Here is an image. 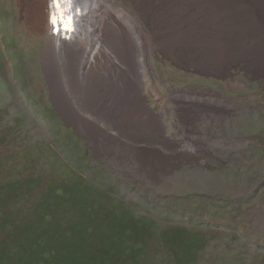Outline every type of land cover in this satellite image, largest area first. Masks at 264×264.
<instances>
[{"label": "rangeland", "instance_id": "1", "mask_svg": "<svg viewBox=\"0 0 264 264\" xmlns=\"http://www.w3.org/2000/svg\"><path fill=\"white\" fill-rule=\"evenodd\" d=\"M118 1L135 20L116 74L50 53L49 27L0 0V182L81 179L200 232L192 264H264V0ZM150 238L143 264H164Z\"/></svg>", "mask_w": 264, "mask_h": 264}, {"label": "trees", "instance_id": "2", "mask_svg": "<svg viewBox=\"0 0 264 264\" xmlns=\"http://www.w3.org/2000/svg\"><path fill=\"white\" fill-rule=\"evenodd\" d=\"M9 140L0 136V144ZM3 159L0 170L9 168ZM47 181L28 175L0 182V264H143L148 240L157 234L164 264H192L194 250L205 245L194 229H161L114 209L87 181Z\"/></svg>", "mask_w": 264, "mask_h": 264}, {"label": "bare ground", "instance_id": "3", "mask_svg": "<svg viewBox=\"0 0 264 264\" xmlns=\"http://www.w3.org/2000/svg\"><path fill=\"white\" fill-rule=\"evenodd\" d=\"M73 1L74 5L70 6L68 0H21V9L26 23L34 32L41 34L45 27H49L47 50L50 53L83 49L79 70L95 63L101 67L104 65L108 71L113 66L119 74L122 70L115 67L114 62L125 54L126 40L135 20L131 12L118 0ZM53 17L57 21L55 25L52 24ZM69 17L73 21L71 32L64 26ZM101 37H108L113 48L103 44Z\"/></svg>", "mask_w": 264, "mask_h": 264}, {"label": "clouds", "instance_id": "4", "mask_svg": "<svg viewBox=\"0 0 264 264\" xmlns=\"http://www.w3.org/2000/svg\"><path fill=\"white\" fill-rule=\"evenodd\" d=\"M84 7H87V5L85 4ZM56 23H57L56 18L53 17L52 24L55 25ZM64 26H65V28H66L67 31H69V32L73 31V21H72V18L71 17H69L67 19V21L65 22V25Z\"/></svg>", "mask_w": 264, "mask_h": 264}, {"label": "built area", "instance_id": "5", "mask_svg": "<svg viewBox=\"0 0 264 264\" xmlns=\"http://www.w3.org/2000/svg\"><path fill=\"white\" fill-rule=\"evenodd\" d=\"M68 1H69L68 3H69L70 6L74 5V1L73 0H68ZM70 9H71V7H70Z\"/></svg>", "mask_w": 264, "mask_h": 264}]
</instances>
